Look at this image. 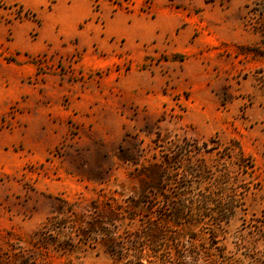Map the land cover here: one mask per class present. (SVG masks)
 Listing matches in <instances>:
<instances>
[{
    "label": "rangeland",
    "instance_id": "rangeland-1",
    "mask_svg": "<svg viewBox=\"0 0 264 264\" xmlns=\"http://www.w3.org/2000/svg\"><path fill=\"white\" fill-rule=\"evenodd\" d=\"M116 1L0 0V264H119L161 221L264 264V0ZM116 11L154 40L106 49Z\"/></svg>",
    "mask_w": 264,
    "mask_h": 264
},
{
    "label": "trees",
    "instance_id": "trees-1",
    "mask_svg": "<svg viewBox=\"0 0 264 264\" xmlns=\"http://www.w3.org/2000/svg\"><path fill=\"white\" fill-rule=\"evenodd\" d=\"M108 1L123 7L119 1ZM161 191H165L163 184ZM168 202L170 203L169 200ZM202 202L207 203V200L203 198ZM183 209L184 204L180 199L179 202L171 205L169 212L172 219L180 221L184 215ZM164 225V221L148 223L138 235V238L143 240L142 248H135L133 259H121L118 261L119 264H216L208 253L200 251L197 247L192 250L191 247L181 243L178 232L166 233Z\"/></svg>",
    "mask_w": 264,
    "mask_h": 264
},
{
    "label": "crops",
    "instance_id": "crops-1",
    "mask_svg": "<svg viewBox=\"0 0 264 264\" xmlns=\"http://www.w3.org/2000/svg\"><path fill=\"white\" fill-rule=\"evenodd\" d=\"M80 17L79 8L76 7H72L64 16L73 29L79 23ZM94 38H97V35L94 34ZM110 38H122L130 48L147 44L155 38V24L116 11L107 21L104 37L99 36L97 39L106 49H112V44L107 41Z\"/></svg>",
    "mask_w": 264,
    "mask_h": 264
}]
</instances>
